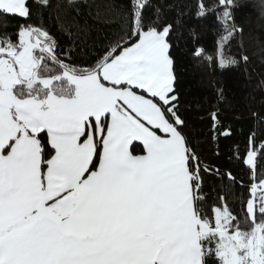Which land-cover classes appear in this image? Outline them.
Listing matches in <instances>:
<instances>
[{
    "label": "snow or ice",
    "instance_id": "obj_1",
    "mask_svg": "<svg viewBox=\"0 0 264 264\" xmlns=\"http://www.w3.org/2000/svg\"><path fill=\"white\" fill-rule=\"evenodd\" d=\"M253 3L0 0V264H264V117L225 153L234 128L217 107L194 134L176 71L187 15L213 21L200 66L247 64Z\"/></svg>",
    "mask_w": 264,
    "mask_h": 264
},
{
    "label": "trees",
    "instance_id": "obj_2",
    "mask_svg": "<svg viewBox=\"0 0 264 264\" xmlns=\"http://www.w3.org/2000/svg\"><path fill=\"white\" fill-rule=\"evenodd\" d=\"M187 3L191 7L194 0H187ZM257 7L258 0H254L252 6L246 9L242 20L246 25L244 46L250 57L247 64L241 63L236 67L213 72L211 68H204L193 59V49L196 47L202 46L208 54L212 53L214 32L211 18L197 20L192 15H187L177 30L179 59L176 71L178 88L182 94V112L194 134H207L210 112L218 107L221 118L235 130L232 140L221 143L225 153L229 149L235 152L237 146L243 152L249 130L257 125L253 114L264 117V24L257 18ZM213 83L224 90L222 103H218L216 90L210 86ZM197 139L200 137L197 136ZM224 163L238 173V178L247 180L237 161H229L225 155L218 164ZM218 194L219 192L213 193ZM223 194L228 197L230 204L234 202L232 192L225 190Z\"/></svg>",
    "mask_w": 264,
    "mask_h": 264
}]
</instances>
